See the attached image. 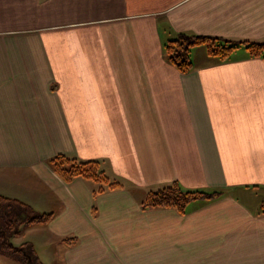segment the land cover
<instances>
[{
  "label": "crops",
  "instance_id": "obj_1",
  "mask_svg": "<svg viewBox=\"0 0 264 264\" xmlns=\"http://www.w3.org/2000/svg\"><path fill=\"white\" fill-rule=\"evenodd\" d=\"M180 34L264 43V0H0V196L52 214L27 228L41 264H264L243 201L264 194V60L200 47L182 74L163 56ZM58 154L122 187L63 182ZM172 182L225 193L141 208Z\"/></svg>",
  "mask_w": 264,
  "mask_h": 264
},
{
  "label": "trees",
  "instance_id": "obj_2",
  "mask_svg": "<svg viewBox=\"0 0 264 264\" xmlns=\"http://www.w3.org/2000/svg\"><path fill=\"white\" fill-rule=\"evenodd\" d=\"M200 47L218 62L228 61L238 48L245 49L250 56L264 60V43L236 42L217 37L184 34L165 44L163 56L167 63L185 74L193 67L191 52ZM48 165L65 183L77 178L95 183V194L122 187L120 182L105 174L99 161H82L76 157L58 154L48 160ZM224 193L221 190H184L177 182H172L160 189L149 191L141 202V208L173 209L183 215L190 202L212 200L221 197ZM259 209L260 213L264 214V200L260 203ZM51 217L52 214H39L19 200L0 196V258L16 261L18 264H41L30 244L14 246L10 243V238L20 235L21 226L45 224ZM72 240L69 238L62 242L69 244Z\"/></svg>",
  "mask_w": 264,
  "mask_h": 264
},
{
  "label": "rangeland",
  "instance_id": "obj_3",
  "mask_svg": "<svg viewBox=\"0 0 264 264\" xmlns=\"http://www.w3.org/2000/svg\"><path fill=\"white\" fill-rule=\"evenodd\" d=\"M262 193V192H261ZM261 193H250V197L249 198H244L243 201L246 202V205L252 209V210H255V209H259V206H260V203L261 201L264 200V194H261ZM236 196L239 198V199H242L240 197L239 194H236ZM34 225H37V224H34ZM29 226H21L20 227V240H21V244H24V243H28L31 242L32 244L35 245V248L37 249V251L39 253H41L42 249H41V245L38 244V242L36 241L35 238L32 237V234L29 233V231H27ZM16 239V236L14 237H11L10 238V243L12 244H16L17 242L15 241ZM31 245V244H30ZM32 247V246H31ZM33 248V247H32ZM53 247H50V249H52Z\"/></svg>",
  "mask_w": 264,
  "mask_h": 264
}]
</instances>
